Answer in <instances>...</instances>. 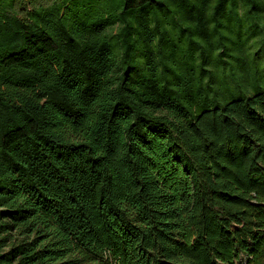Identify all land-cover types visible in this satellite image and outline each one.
Returning <instances> with one entry per match:
<instances>
[{
  "label": "trees",
  "instance_id": "16d2710c",
  "mask_svg": "<svg viewBox=\"0 0 264 264\" xmlns=\"http://www.w3.org/2000/svg\"><path fill=\"white\" fill-rule=\"evenodd\" d=\"M0 264H264V0H0Z\"/></svg>",
  "mask_w": 264,
  "mask_h": 264
}]
</instances>
